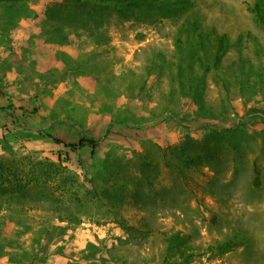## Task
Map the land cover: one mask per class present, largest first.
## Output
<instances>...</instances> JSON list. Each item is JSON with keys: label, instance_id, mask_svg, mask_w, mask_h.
<instances>
[{"label": "rangeland", "instance_id": "1", "mask_svg": "<svg viewBox=\"0 0 264 264\" xmlns=\"http://www.w3.org/2000/svg\"><path fill=\"white\" fill-rule=\"evenodd\" d=\"M63 1L0 0V154L81 179L105 162L112 209L48 205L23 226L0 211V264H264V0H169L179 19L111 21L101 43L48 19ZM82 138L98 146L53 141ZM140 154L158 190L141 202L117 187L140 189Z\"/></svg>", "mask_w": 264, "mask_h": 264}, {"label": "trees", "instance_id": "2", "mask_svg": "<svg viewBox=\"0 0 264 264\" xmlns=\"http://www.w3.org/2000/svg\"><path fill=\"white\" fill-rule=\"evenodd\" d=\"M179 4L182 2L169 0L167 4L164 0H64L50 7L47 17L55 23L73 24L79 32H84L97 43H101L107 39L104 29L111 21L151 24L153 19H150L154 16L164 18L175 16L179 19L181 15H176ZM256 17L264 25V14L257 12ZM193 26L196 30L199 28L198 23H194ZM182 42L178 41L177 45ZM224 50L223 38L220 37L217 39V47L214 51L213 65L220 63ZM192 60L195 61V57ZM183 65L186 66V63ZM183 65L176 66L178 72L185 70ZM187 68L191 69V66L188 65ZM192 82H195L197 89L203 80L196 78L192 79ZM48 137L52 139L51 136ZM53 141L68 148L72 154H78L87 148L93 151L99 143L95 138H82L76 143H65L58 139ZM181 152L183 157H186L184 151ZM133 164L135 173L140 176V189L129 180H122L124 183L121 182L117 187L129 188L134 192L135 197L140 196V202L156 196L157 166L153 158L147 154H140V162L136 160ZM122 166V164L117 166L118 173ZM103 168L105 162H102L90 177L81 179L63 164L60 157L53 161L31 152L19 155L2 153L0 154V211L5 212L6 218L17 226H23L28 210L46 208L48 205L80 213L87 211L91 206L108 211L112 209V205L108 204L109 191L106 187L114 172ZM254 182L256 186L259 184L257 174Z\"/></svg>", "mask_w": 264, "mask_h": 264}]
</instances>
